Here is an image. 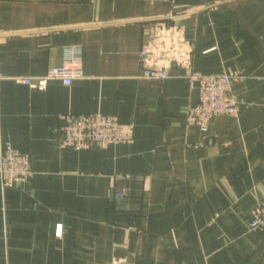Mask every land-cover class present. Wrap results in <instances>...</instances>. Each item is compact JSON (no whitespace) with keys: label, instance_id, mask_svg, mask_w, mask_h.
<instances>
[{"label":"crops","instance_id":"crops-1","mask_svg":"<svg viewBox=\"0 0 264 264\" xmlns=\"http://www.w3.org/2000/svg\"><path fill=\"white\" fill-rule=\"evenodd\" d=\"M176 19L205 74L234 72L236 115L188 124V71L142 76L151 31ZM80 53L84 76L23 83ZM0 145L33 175L0 179V264H264V0H0ZM113 115L132 142L63 146L62 116ZM61 227V232L59 228Z\"/></svg>","mask_w":264,"mask_h":264},{"label":"built area","instance_id":"built-area-1","mask_svg":"<svg viewBox=\"0 0 264 264\" xmlns=\"http://www.w3.org/2000/svg\"><path fill=\"white\" fill-rule=\"evenodd\" d=\"M140 62L142 76L145 78H169L173 67L188 71L190 84L197 92V101L187 112L188 124L198 125L206 130L213 116L238 113L233 83L239 75L234 72L205 74L197 71L193 66V45L176 19L173 22L165 21L151 31L141 47ZM83 76L82 56L71 52L62 65L50 67L46 74L24 76L20 80L31 88L44 90L50 79H61L66 85H71L74 79ZM62 120L63 146L82 149L94 143L107 145L132 142L134 138L132 126L113 115L100 112L67 113L62 116ZM33 173L32 156L29 152L14 147L10 141L1 143L0 179L4 187L25 182ZM250 227L264 232V201L256 206ZM113 264L130 263L125 258H118Z\"/></svg>","mask_w":264,"mask_h":264}]
</instances>
